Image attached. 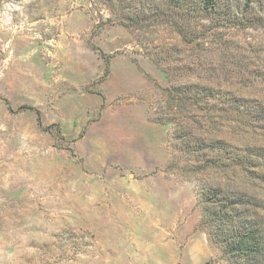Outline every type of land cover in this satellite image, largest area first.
Returning <instances> with one entry per match:
<instances>
[{
    "label": "rangeland",
    "instance_id": "374dc122",
    "mask_svg": "<svg viewBox=\"0 0 264 264\" xmlns=\"http://www.w3.org/2000/svg\"><path fill=\"white\" fill-rule=\"evenodd\" d=\"M227 1L253 27L186 46L161 0H0V264H227L202 195L264 185L195 149L224 122L198 91L242 64L222 95L264 112V0ZM225 124L230 153L264 149V120Z\"/></svg>",
    "mask_w": 264,
    "mask_h": 264
},
{
    "label": "trees",
    "instance_id": "16d2710c",
    "mask_svg": "<svg viewBox=\"0 0 264 264\" xmlns=\"http://www.w3.org/2000/svg\"><path fill=\"white\" fill-rule=\"evenodd\" d=\"M161 1L163 11H160V5L153 6L152 17L159 19L160 16L162 25L173 30L186 46L211 44L210 39L214 36V27L210 26L209 21H214V17L217 18L218 15H221L222 19L228 23L232 21V28L253 27L255 23L249 21L251 19L247 13H233L231 4L227 0ZM141 17L124 15L119 20L126 26H138L139 23L146 21ZM197 20H207V23L199 25ZM240 65L242 64L237 65L227 60H220L216 63L214 68L216 77L212 79L216 85L200 84L201 91H198L200 100L211 98L223 103L220 107L214 105L212 112L223 118L224 122L213 124L220 123L222 124L220 126H226V120V123L232 121L256 128L253 125L264 120V112L252 110L239 96L222 95L223 88H225L222 84L225 81L220 80L218 74L222 73L225 76L231 69L238 71ZM176 93H178L177 90ZM37 120L39 123V112H37ZM229 125L231 127V122ZM220 126H215L216 134L210 133L211 139L208 140L203 136L198 143H195L197 144L195 149L202 154L213 155L212 169L234 167L241 172L248 171V168L253 169L252 179H259L264 185V149L244 146L245 150L242 155L236 150L230 153L227 147L228 140L223 137L229 135V132L224 131L220 135ZM236 127L238 126L231 128ZM245 183L248 185V182ZM247 188L251 191L253 186H247ZM200 202L203 204L201 210L203 224L209 232L211 242L220 246L222 258L227 264H264V191L260 195L258 192L248 195L247 191L236 186L226 185L222 188L220 186L215 190H209L208 195H202Z\"/></svg>",
    "mask_w": 264,
    "mask_h": 264
}]
</instances>
